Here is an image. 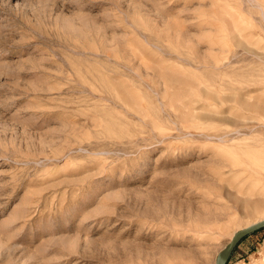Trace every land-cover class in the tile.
Here are the masks:
<instances>
[{
  "label": "rangeland",
  "instance_id": "rangeland-1",
  "mask_svg": "<svg viewBox=\"0 0 264 264\" xmlns=\"http://www.w3.org/2000/svg\"><path fill=\"white\" fill-rule=\"evenodd\" d=\"M263 199L264 0H0V264H214Z\"/></svg>",
  "mask_w": 264,
  "mask_h": 264
},
{
  "label": "water",
  "instance_id": "water-1",
  "mask_svg": "<svg viewBox=\"0 0 264 264\" xmlns=\"http://www.w3.org/2000/svg\"><path fill=\"white\" fill-rule=\"evenodd\" d=\"M264 227V218L233 232L227 243L217 253L214 264H225L233 248L244 236Z\"/></svg>",
  "mask_w": 264,
  "mask_h": 264
},
{
  "label": "bare ground",
  "instance_id": "bare-ground-1",
  "mask_svg": "<svg viewBox=\"0 0 264 264\" xmlns=\"http://www.w3.org/2000/svg\"><path fill=\"white\" fill-rule=\"evenodd\" d=\"M237 164V163H236ZM263 201H264V199H263ZM264 218V216L263 217H260V218H258V219H255V220H253V221H249L250 223H247L246 225H243V226H241V227H238V228H236L234 231H236L237 229H239V228H242V227H245V226H247V225H249V224H251V223H254V222H256V221H258V220H261V219H263ZM233 231V232H234ZM233 232L231 233V235L233 234ZM231 235H230V237H231ZM254 264H264V257H262V258H260V259H258V262L256 261V262H254Z\"/></svg>",
  "mask_w": 264,
  "mask_h": 264
},
{
  "label": "trees",
  "instance_id": "trees-1",
  "mask_svg": "<svg viewBox=\"0 0 264 264\" xmlns=\"http://www.w3.org/2000/svg\"><path fill=\"white\" fill-rule=\"evenodd\" d=\"M261 229H264V227L263 228H260V229H258V230H256V231H254V232H257V231H259V230H261ZM254 232H252V233H254ZM251 234V233H250ZM249 235V234H248ZM247 236V235H246ZM246 236H244V237H246ZM243 237V238H244ZM242 239V238H241Z\"/></svg>",
  "mask_w": 264,
  "mask_h": 264
}]
</instances>
